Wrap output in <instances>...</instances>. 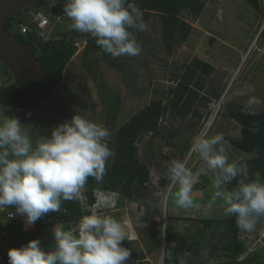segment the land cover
I'll use <instances>...</instances> for the list:
<instances>
[{
    "label": "rangeland",
    "instance_id": "obj_1",
    "mask_svg": "<svg viewBox=\"0 0 264 264\" xmlns=\"http://www.w3.org/2000/svg\"><path fill=\"white\" fill-rule=\"evenodd\" d=\"M50 1L45 0V4L47 5ZM200 4V13L194 19L186 10L180 11L179 17L191 25V30L186 40L175 43L171 51L167 50L162 39L161 19L155 12L147 18L143 17L146 30L132 29L141 45L140 54L137 56L122 55L114 58L101 49L84 54L82 44L74 46L73 55L63 69L62 78L52 96L42 100L37 109L17 112L16 118L26 125L33 142L49 136L53 127L69 120L75 114L102 124L112 135L118 126L135 111L147 105L150 100L164 97L168 87L175 85L176 77L185 70L186 65L194 57L210 63L214 69L210 75L201 76L203 85L202 89L198 90L199 93L203 92L212 96L213 90L223 89L228 81L231 82L226 96L227 109L224 110L227 113L235 105L231 97L234 98V91L240 92L239 82L243 76L244 66L251 61L253 54L251 51L258 43L256 36L264 23V9L262 13H258L244 0H200ZM33 10L34 7H29L19 11L18 14L22 18L29 19ZM16 15L17 13L13 14L12 21L15 20ZM70 23L68 18L61 21L54 31V36L58 39L52 40L51 44L62 38L71 42L81 40L72 37V34L77 31L70 30ZM59 33L65 34L61 36ZM253 40L254 46L249 49V44ZM261 41H263L262 37L259 38V42ZM241 51L243 54L237 59ZM0 75V85L15 80L13 73L1 60ZM241 92L247 93V88ZM263 92L264 90L261 91L260 97L264 96ZM244 98L248 99L247 95ZM165 99V97L162 98V101L164 102ZM0 108L5 109L6 116L16 113L10 105L0 104ZM198 109L204 112L202 108L198 107ZM199 124L200 118L191 113L185 117L169 118L168 116L166 118L165 116L157 124L159 131L156 135L151 136V133L143 135L136 143L137 159L147 165L150 178L152 173L153 175L155 173L157 177L154 179L159 180L166 174L165 163L176 159L184 161L190 169L198 168L199 158L189 149L192 138L198 134ZM217 129H221V125ZM180 147L183 148L182 152L179 150ZM148 184L150 185V182ZM99 187L101 185H97V188ZM217 190L223 191L221 188L214 187L208 196L213 198ZM150 191H152V198L145 206L125 199L123 206L119 203L122 209H118L115 203H108L107 194L100 191L96 193L102 203L116 207L114 210H112L114 207L110 209L108 213L121 223L125 238L130 235L138 241L134 242L136 245L133 243L126 246L131 251L132 259L128 261V264H137L139 259H144L142 264L145 261L164 264V259H167L169 264H216L228 259L229 250L224 248L216 252L211 259L204 260L206 253L198 255L188 250H180L177 244L168 243L161 233L166 224L170 223L175 234L185 233L189 237H194L196 229L202 227L199 221L213 216L208 214V209H205V204L203 205L208 197H203V193L193 188L191 196L195 206L185 209L174 204L176 188L170 182ZM213 201L215 206L218 203L223 204L222 199H213ZM172 202L174 207L171 206ZM82 204V207L88 206L84 200ZM145 214L150 215V218L147 221H140L139 218ZM103 216L105 213L100 214V217ZM131 221L135 226L140 227L138 228L140 232L132 230L128 235ZM59 225L55 224L49 229L47 227L48 233L40 229L41 233L36 239L40 240V247L43 250L48 251L54 247L52 230ZM151 226L159 229L160 233L152 234ZM17 230L15 224L9 226L8 222L4 223V227L0 229V233L4 232L2 238L4 237L5 252L9 248H19L27 244L21 242L24 237L15 238L14 233ZM205 230L209 234L210 229ZM11 236L14 238L12 239ZM237 238L244 244L243 251L238 255V261L255 256L254 263L248 264H264V217L258 220L252 232L238 229ZM15 239L22 240L16 242Z\"/></svg>",
    "mask_w": 264,
    "mask_h": 264
},
{
    "label": "clouds",
    "instance_id": "obj_2",
    "mask_svg": "<svg viewBox=\"0 0 264 264\" xmlns=\"http://www.w3.org/2000/svg\"><path fill=\"white\" fill-rule=\"evenodd\" d=\"M35 11L45 13L43 10ZM63 12L71 21L70 30L90 34L96 44L112 57L140 54L141 45L130 29L144 31L146 24L134 0H64ZM260 31L258 38L261 37ZM223 89L217 93L215 90L216 94L212 96L199 93L210 100L205 107H198L205 110L209 103L219 98ZM225 105L226 97L217 115L223 113ZM261 105H264V100L256 96L246 101L248 109ZM4 111L0 108V213H6L8 220L20 217L26 227L34 226L48 213L58 212L62 200L78 198L89 177L102 181L106 162L114 155L108 147L111 133L102 124L75 114L53 127L49 136L34 143L26 125L16 115H4ZM198 111L201 120L205 111ZM199 127L200 124L198 130ZM228 149V142L222 134L209 135L207 131H201L192 138L189 151L206 162V169L193 173L184 161L176 159L165 163L166 174L163 177L176 188L174 204L185 209L193 206L191 193L201 173L208 174L209 170L215 173L218 189L239 177L231 190H217L213 199H222L223 214L234 216L239 229L252 232L258 220L264 217V178L260 172H255L250 178L247 165L230 160ZM152 176L157 177L155 173ZM159 180L158 187L148 186L152 190L159 188ZM112 192L119 195L117 191ZM96 193L93 204L98 202V207L105 205L99 202ZM105 194L109 196L107 202L114 203L113 194ZM142 217H138L140 221H147ZM6 222L0 216V224ZM129 225L128 235L132 230L140 232V227L133 221ZM162 235L164 237L163 231ZM52 236L54 247L48 251L40 247V240L33 239L25 246L9 248L7 252L0 248V252L7 255L8 264H128L132 259L126 246L138 242L130 235L125 239L124 229L116 219L98 214L82 216L75 230H66L59 225L52 230ZM143 260L136 262L142 264ZM143 264L153 263L145 261Z\"/></svg>",
    "mask_w": 264,
    "mask_h": 264
},
{
    "label": "trees",
    "instance_id": "obj_3",
    "mask_svg": "<svg viewBox=\"0 0 264 264\" xmlns=\"http://www.w3.org/2000/svg\"><path fill=\"white\" fill-rule=\"evenodd\" d=\"M244 1L249 3L254 11L263 12L262 0ZM46 2L45 0H38L31 8L34 7L33 11L43 10L46 12L45 7H43ZM52 2L51 12L53 14H64V2L62 0H53ZM129 2H133V0H129ZM134 2L141 10L144 18H147L153 12L159 16L162 39L168 51H171L175 43L185 41L191 30V25L179 17L180 11L182 9L186 10L194 19L201 10L200 0H134ZM15 13H17L15 20L12 21L14 19L12 15L3 27L21 44L32 46V53L41 65L42 74L38 78L27 80L23 86L14 79L7 84L0 85V104L20 107L24 110L37 109L42 100L54 93L62 78L63 69L70 61L75 47L70 40L64 38L51 44L48 42L43 43L33 32L20 33L17 30L18 24L29 23L30 18H22L18 12ZM59 34L63 36L65 33ZM260 36L264 39V25L260 31ZM72 37L86 41L83 49L84 54L91 50L101 49L96 44L95 38L90 35L74 32ZM213 70L210 63L197 57L192 58L186 65L185 70L176 77L175 85L168 87L167 92L164 94L166 98L164 102L162 101L164 97L150 100L147 105L135 111L115 129L108 141V147L114 155L106 162V173L102 181L97 182L94 178L89 177L84 185L88 205L95 202L94 193L98 191L102 193L117 191L123 198L138 202L143 206L147 204V201L152 198V191H150L152 187L147 185V182L150 181V174L147 165L137 159L136 143L145 134L151 132V136L156 135L159 131L157 124L165 116L166 118L168 116L169 118L185 117L188 113H191L195 117H200L198 107L196 108L194 105L205 107L210 100L199 94L198 90L202 89L203 85L201 76L204 74L210 75ZM213 93L215 94V90H213ZM227 114L228 117L236 119L241 124V139L226 138V140L245 152L253 153L255 156L244 163L247 165L249 177L251 178L255 172H260L261 177L264 178V112H248L240 106L233 105ZM174 145L177 146L176 143ZM179 150L182 152L183 148L180 147ZM210 174L215 179L216 174L211 171ZM163 176L159 180L161 186H165L168 182ZM237 180L224 185L225 190H231L236 185ZM97 185H101V187L97 188ZM106 206L99 205L98 216ZM83 211H85L84 207L77 199L62 200L60 210L50 212L38 220L34 224L35 230L32 232H21L19 223L7 222L9 226L15 224L17 227L18 230L14 233L15 238L18 236L24 237V240L15 239V241L22 240V243H27L29 240L39 237L41 231L48 233V229L55 224L63 225L66 230L70 229L80 219ZM0 216H2L1 213ZM142 218L148 220L150 215L145 214ZM199 223L202 227L196 229L194 237H189L185 233L175 234L171 224L168 223L163 230L164 239L168 243L177 244L180 250H188L198 255L206 253L204 260L211 259L220 249H228V259L216 264L254 263L255 256L241 261L237 260L238 255L244 249V244L237 238L239 228L236 226L234 216L225 219L204 218ZM3 227L4 224H0V229ZM206 228L210 229L209 234L206 233ZM151 230L154 235L160 233V230L153 228V226H151ZM11 238L14 237L11 236ZM125 244L124 241L123 245ZM164 264H169L167 259H164Z\"/></svg>",
    "mask_w": 264,
    "mask_h": 264
},
{
    "label": "crops",
    "instance_id": "obj_4",
    "mask_svg": "<svg viewBox=\"0 0 264 264\" xmlns=\"http://www.w3.org/2000/svg\"><path fill=\"white\" fill-rule=\"evenodd\" d=\"M250 33L252 34V32H250ZM259 38L257 40L258 43L253 47L254 49L251 51L253 53V54L251 53L252 54V58L250 59L251 61L244 66L245 68H244V71L242 72L243 76H241V79L239 82V87L241 88V90L247 88V93H242L241 90H240V92L234 91V98L231 97L234 100V104L236 106H240L248 112H264V105L258 106L255 109H248L246 107L247 99L245 100V98H244V96L247 95L248 98L251 96H257L261 100H264V96L260 97L261 91L264 90V39L262 38L263 41L259 42ZM243 51H245V50H243ZM242 54H243L242 51L239 52L237 59L240 56H242ZM219 90H220V88L216 89V93ZM11 108L15 109L16 107L11 106ZM222 110H223V113H220L214 117L210 127L207 129V132L209 133V135H213V134H217V133L222 134L224 137V140L227 141L228 145H229L228 151H229L230 160H238L242 164H244L246 160L253 158L255 155L253 153L245 152V151L239 149L236 145H234L231 142H229L228 140H226V138H230L233 140H240L241 139V131H240L241 124L236 119L230 118L227 116L228 114L226 112H224V110H226V106L223 107ZM17 116L18 115H16V117ZM220 125H221V129H217ZM223 125H224V127H222ZM214 126H215V129H214ZM197 163H198V165H197L198 168L191 169L193 171V173H196L201 169H206V162L202 161L200 158L198 159ZM216 185H217L216 179H214L211 176L210 172L208 171V174L201 173V175L198 177V179L194 185V189H198L201 193H203V195H202L203 197H208L207 202H205L206 201L205 200L203 205L205 204V209H208V214H210V216L213 214V216L211 218L225 219V218H228V216H225L223 214V210L221 207L222 204L218 203V205L215 206L213 198L211 196H208V194H210L212 192V190L214 189V187H216ZM196 187H198V188H196ZM220 188L223 191L225 189L224 185H221ZM108 192L111 195L113 194L112 191H108ZM112 198H113L112 201H114V203L116 204V207H118V209H122L121 207H119V203L121 206H123V204H125V202H126V200H125L126 198H123L122 196L120 197V195H117V194H113ZM208 200L210 202H208ZM110 204H108L106 206V208L102 209L100 214L105 213V216H110V214L108 212L110 211V209H112L114 207V206L111 207ZM171 206L174 207L173 202H172ZM193 206H195V205H193ZM116 207H114L112 210H114ZM172 209L173 208L171 207V210ZM208 217H209V215H208ZM135 218H136V216H135ZM132 220H134V219H132Z\"/></svg>",
    "mask_w": 264,
    "mask_h": 264
},
{
    "label": "built area",
    "instance_id": "obj_5",
    "mask_svg": "<svg viewBox=\"0 0 264 264\" xmlns=\"http://www.w3.org/2000/svg\"><path fill=\"white\" fill-rule=\"evenodd\" d=\"M52 1L53 0H51L50 3H48L47 5H45V11H46L45 13H41V12H38V11L31 12L30 13V17H29L30 18L29 23H19L17 30L20 33H22V34L33 32L36 35V37H38L43 43H46V42L50 43L52 40H55L57 38L56 36H54V31H55L56 27L61 23V21L63 19H65L67 17L64 14H53L51 12L50 7H51V4L53 3ZM262 6L264 8V0H262ZM254 40L249 44V49L254 46V42H255ZM72 44L74 46H77L79 44H82L84 46L86 44V41L81 39V40H78L77 42L76 41L72 42ZM230 83H231L230 81H228V83H226L224 89L220 93L219 98L217 100L209 103L207 108L204 110L205 111L204 112V116L200 120V127H199L198 133H200L201 131H207V129L210 127L214 117L217 115L218 110L221 107V104H222L223 100L226 97V93H227V91L229 89ZM15 110H16V113L12 114V116L17 115V112H22L23 111V109L20 108V107H16ZM157 183H158V179L157 178L156 179H154V178L151 179L150 184L154 185L155 187H158ZM147 185H149V184L147 183ZM74 199L79 200V202L81 204H82L83 200L86 202V196H85L84 187L81 190L80 196L78 198L74 197ZM99 202H100V200H99ZM86 204H87V202H86ZM97 205H98V202H96L95 204H93L91 206H89V205L85 206L84 207L85 211H83L82 216L99 214L98 209H97L98 208ZM86 212H88V213H86ZM1 215L7 221H11L13 223H19L21 232L26 233V232H32V231L35 230L34 226L25 227L24 224H23V220L20 217H14V218L8 220L6 213H1ZM78 221H77V223H78ZM77 223L74 226H72L70 229L75 230L76 226H77ZM3 231L0 233V248L5 250V248L3 247L4 246V239H3L4 237L2 238L3 233L5 231L4 232Z\"/></svg>",
    "mask_w": 264,
    "mask_h": 264
},
{
    "label": "water",
    "instance_id": "obj_6",
    "mask_svg": "<svg viewBox=\"0 0 264 264\" xmlns=\"http://www.w3.org/2000/svg\"><path fill=\"white\" fill-rule=\"evenodd\" d=\"M37 1L0 0V60L13 73L15 81L21 86L27 80L41 76V65L32 53V46L21 44L3 26L15 12L26 10ZM0 262L7 263L6 254L3 252H0Z\"/></svg>",
    "mask_w": 264,
    "mask_h": 264
},
{
    "label": "bare ground",
    "instance_id": "obj_7",
    "mask_svg": "<svg viewBox=\"0 0 264 264\" xmlns=\"http://www.w3.org/2000/svg\"><path fill=\"white\" fill-rule=\"evenodd\" d=\"M24 224V223H23ZM24 226H25V224H24ZM26 227V226H25Z\"/></svg>",
    "mask_w": 264,
    "mask_h": 264
}]
</instances>
